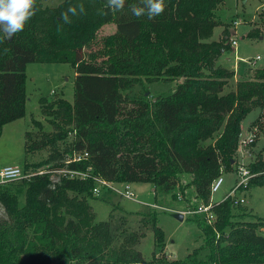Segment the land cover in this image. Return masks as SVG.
Returning a JSON list of instances; mask_svg holds the SVG:
<instances>
[{
  "label": "trees",
  "instance_id": "1",
  "mask_svg": "<svg viewBox=\"0 0 264 264\" xmlns=\"http://www.w3.org/2000/svg\"><path fill=\"white\" fill-rule=\"evenodd\" d=\"M222 1L164 0L163 13L149 19L130 13L142 6L139 0H125L129 18L116 21V13L102 14L108 11L106 0H36L27 44L0 32V134L4 124L25 113L26 64L69 63L75 74L73 100L56 95L38 102L40 111L57 121L50 123L53 129L69 126L73 137L59 143V132L25 131L22 169L28 172L33 164L26 162L30 151L48 145L45 168L90 176L62 173L52 182L45 172L0 182V264H264V219L236 217L232 208L239 204L230 198L212 206V224L200 213L191 214L199 219L204 240L178 259L165 256L164 231L148 204L135 212L141 218L138 229H130L125 218L112 213L95 220L88 202L93 176L115 186L148 182L169 194L189 172L195 196L207 203L222 165L234 164L241 121L254 108L259 114L252 124L264 116V68L225 89L235 71L216 60L229 49V33L223 27L219 38L211 39L213 28L224 23L215 14ZM80 4L85 14L69 13L71 23H64L61 14ZM259 17L264 24V14ZM113 21L110 54L100 61L86 59L83 47L101 25ZM157 78L178 83L151 99L133 90ZM73 152L87 156L65 163ZM248 167L253 175L247 187L264 185V163ZM144 228L153 235L148 259L136 247Z\"/></svg>",
  "mask_w": 264,
  "mask_h": 264
},
{
  "label": "rangeland",
  "instance_id": "2",
  "mask_svg": "<svg viewBox=\"0 0 264 264\" xmlns=\"http://www.w3.org/2000/svg\"><path fill=\"white\" fill-rule=\"evenodd\" d=\"M130 13L132 14V12ZM215 14L224 23L222 26L213 28L211 39H218L223 27L229 33V49L217 58L216 65L230 66L235 71L233 80H230L228 86L225 87L227 90L233 87L234 81L250 78L255 69L264 68V24L260 21L262 18L259 17V14H264V0H223L216 8ZM126 18H129V15L124 9L116 13V21ZM115 25L116 23L113 21L101 25L96 30L92 41L82 49L86 59L100 61L110 54ZM30 29L31 19L25 24L23 31L13 35V39L19 43L27 44ZM232 39L236 40L235 46L231 44ZM256 55L259 56L258 60H254ZM25 74L27 94L25 113L17 120H13L9 124L6 123L7 125L0 135V168L8 165L23 166L26 130L32 131L35 135L59 132L63 136L58 141L59 143L62 140L69 141L73 137V131L70 130L71 127L69 126L53 129L50 123L52 121L57 123V121L51 115L43 114L38 102L40 97L51 100L56 95H62L70 102L73 100L75 74L71 64L65 62H30L26 64ZM177 83L175 79L165 81L157 78L152 82L143 80L133 90H137L136 94L142 91L144 96L151 99L153 96H159L170 91ZM258 114V109L254 108L241 121V135L239 137L247 136L251 131L254 134L253 141L246 147L237 146L233 154L235 162L231 167H227L229 170L225 169V164L222 165L224 167L220 172L223 182L220 188L211 197L209 196L215 203L221 201L234 185L237 178L234 169L238 163H244L250 167L257 160L264 163V116L258 123L252 124V121L257 119ZM255 126L257 129L253 131L252 128ZM48 150L49 146L46 145L41 150L30 151L26 162L33 164L26 170L34 172L35 167L44 169L46 163H42V161L47 157ZM59 175V172L52 170L50 179L57 181ZM191 178V173H182L179 176L178 185L169 194L155 191L151 183L136 182L130 184V189L133 192L132 198H124L114 191L105 192L106 194L102 195V191H100L98 195H92L88 202L91 204L95 220H105L112 213L117 219L119 217L125 218L130 229H138L141 218L135 212L148 204L156 215L157 225L164 231L165 247L163 252L165 256L169 259L183 258L194 248L199 247L204 240V235L197 221L199 219L182 213L189 205H193L194 201L198 200L191 184ZM236 194L245 198L243 203L232 208L236 217L264 219V185L251 184L245 191H237ZM18 195L20 203H22V191ZM2 213L3 210L0 206V214ZM175 213H181L183 218L177 219L174 216ZM119 222L121 221H115L118 225H126ZM261 232L264 234V227L261 228ZM153 244L152 232L150 229L144 228V235L141 236L136 247L145 259L151 256Z\"/></svg>",
  "mask_w": 264,
  "mask_h": 264
},
{
  "label": "built area",
  "instance_id": "3",
  "mask_svg": "<svg viewBox=\"0 0 264 264\" xmlns=\"http://www.w3.org/2000/svg\"><path fill=\"white\" fill-rule=\"evenodd\" d=\"M231 44H233V46L236 45V40L232 39L231 40ZM259 56L256 55L254 57V60H258ZM243 61H247L245 59H242ZM256 126L252 128L253 131H256ZM241 135V133H240ZM253 136L254 134L250 131V133H248L247 136H241L239 137L238 140V145L239 146H244L246 147L249 143H251L253 141ZM87 156V153L82 154H77V153H72V155L70 157H66L65 159V163H69L71 161H79L81 159H84ZM52 170L59 172L60 174H67L69 177H78L81 179H85L87 177H90L89 174L87 172H83V171H78V170H71L68 168H62V169H47V168H40L37 171L34 172H25L24 169H22V167H19L17 165H8V166H4L0 168V182H6L8 180H12V179H20V178H29L31 175L34 174H43L45 172H51ZM236 173V180L234 185L230 188V190L227 192V194L224 196V199L226 198H230L232 199V202L234 205L243 203L245 201V198L243 196H237L236 192L237 191H245V188L248 185V182L251 178V176L253 175V173L251 172V170L249 169V167L244 164V163H238L236 165V169L234 170ZM95 181H96V185L93 187L92 192L96 195L99 194V192L101 191L102 188H106V189H111L114 192L118 193L120 196L124 197V198H132L133 197V192L130 189V184L129 183H125L121 186H115L112 183H110L109 181H107L106 179L102 178V177H98V176H93L92 177ZM59 179V177H58ZM57 179V180H58ZM52 181V179H50ZM54 182V181H52ZM223 182V177L220 174L215 177L210 186H209V191H210V197L211 195L216 192L221 184ZM217 203V202H216ZM215 204L214 201L211 200V198H209V201L207 203L202 202L201 200H197L194 201V207L188 206L185 211H183L182 213L184 214H196V213H200L203 215V217L205 218L206 222L208 224H212L214 219H215V214L212 211V206Z\"/></svg>",
  "mask_w": 264,
  "mask_h": 264
},
{
  "label": "clouds",
  "instance_id": "4",
  "mask_svg": "<svg viewBox=\"0 0 264 264\" xmlns=\"http://www.w3.org/2000/svg\"><path fill=\"white\" fill-rule=\"evenodd\" d=\"M142 6H133L132 14L136 17L146 15L149 19L154 18L163 13L164 0H139ZM125 0H106L108 11H104L103 15H108L109 12L115 14L124 8ZM36 0H0V32L11 38L17 32L23 31L25 24L31 19L37 10ZM79 9V12L77 11ZM69 13L72 16L85 14L83 4L78 6L70 5L64 13L61 14V19L64 23H71Z\"/></svg>",
  "mask_w": 264,
  "mask_h": 264
},
{
  "label": "water",
  "instance_id": "5",
  "mask_svg": "<svg viewBox=\"0 0 264 264\" xmlns=\"http://www.w3.org/2000/svg\"><path fill=\"white\" fill-rule=\"evenodd\" d=\"M181 81H182V80H179V82H181ZM174 216H175L177 219H179V220H181V219L183 218V216H182L181 213H175Z\"/></svg>",
  "mask_w": 264,
  "mask_h": 264
},
{
  "label": "crops",
  "instance_id": "6",
  "mask_svg": "<svg viewBox=\"0 0 264 264\" xmlns=\"http://www.w3.org/2000/svg\"><path fill=\"white\" fill-rule=\"evenodd\" d=\"M229 67H230V66H229ZM230 68H232V67H230ZM234 76H235V75H234ZM16 120H17V119H16ZM9 123H11V122H8L7 124H9ZM7 124H4V125H3V127H2V131H1V134H2L4 128H5V126H6ZM26 131H27V130H26ZM1 134H0V135H1Z\"/></svg>",
  "mask_w": 264,
  "mask_h": 264
}]
</instances>
